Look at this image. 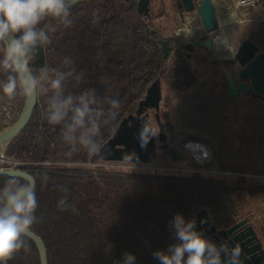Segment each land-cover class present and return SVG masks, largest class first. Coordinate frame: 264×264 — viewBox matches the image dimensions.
<instances>
[{
    "label": "trees",
    "instance_id": "trees-1",
    "mask_svg": "<svg viewBox=\"0 0 264 264\" xmlns=\"http://www.w3.org/2000/svg\"><path fill=\"white\" fill-rule=\"evenodd\" d=\"M68 19L71 24L67 26L51 18L38 26L48 32L51 43L38 44L29 67L37 77L47 69V78L38 88L30 120L4 151L6 158L19 161V168L35 181L38 207L32 231L44 243L47 264H118L126 252L135 255V264H159L153 252L166 251L178 242L171 227L176 213L195 220V213L203 208L218 227L236 221L240 211L237 193H262L264 187L251 181L231 182L225 175L207 171L112 167L105 165L109 161L93 159L78 140L76 151L67 155L73 148L65 139L72 114L59 125L48 122L49 105L57 96L51 79L63 77L62 96L78 97L95 89L97 102L92 107L104 113H93L100 124L94 139L100 145L135 110L155 79L166 85L159 117L167 141L174 145L177 133L165 110L169 91L187 90L197 81L186 53H173L167 63L161 42L167 41L171 50L177 37L163 33L158 15L140 12L138 0H81L71 8ZM213 62L232 66L222 60ZM9 75L14 73L0 67L2 80L7 82ZM21 97L22 108V91ZM112 99L119 100L118 109L111 108ZM81 131L75 135L79 137ZM87 163L97 164L91 169ZM9 177L0 175V188ZM62 197H67L68 210L58 207ZM27 244L28 251L21 250L6 264H41L30 237Z\"/></svg>",
    "mask_w": 264,
    "mask_h": 264
},
{
    "label": "clouds",
    "instance_id": "clouds-1",
    "mask_svg": "<svg viewBox=\"0 0 264 264\" xmlns=\"http://www.w3.org/2000/svg\"><path fill=\"white\" fill-rule=\"evenodd\" d=\"M75 3L76 0H0V47L3 48L0 67L14 73L9 75L7 82L0 88L4 96L14 98L18 87L26 98L36 96L37 89L41 87V79L47 78L48 70L42 69L41 77H37L32 74L29 65L38 44L51 43L48 32L38 26L46 18L70 25L68 17ZM51 31L54 32L55 28ZM62 78L58 76L50 80L51 86L57 90V96L49 105L48 122L59 125L71 112L65 139L73 148L67 155L76 151L77 140L89 155H96L101 151V145L94 139L100 133V124L93 113L100 116L104 113L92 107L97 102L95 89H87L78 97L62 96ZM110 103L112 109L120 106L118 99H112ZM79 130L83 131L77 137L75 134ZM158 133V126L154 127L145 121L138 135L140 146L145 148ZM131 156L128 154L127 158L131 160ZM37 207L35 187L22 177L10 176L5 186L0 188V264H6L21 250L28 251L27 238L37 220ZM58 207L62 211L68 210L67 197L58 201ZM70 207L73 212H78L75 205ZM171 227L178 242L170 244L166 251L153 252L159 264H243L242 249L239 246H217L196 230L195 220H186L182 214L176 213ZM135 261V255L126 252L118 264H135Z\"/></svg>",
    "mask_w": 264,
    "mask_h": 264
},
{
    "label": "crops",
    "instance_id": "crops-1",
    "mask_svg": "<svg viewBox=\"0 0 264 264\" xmlns=\"http://www.w3.org/2000/svg\"><path fill=\"white\" fill-rule=\"evenodd\" d=\"M214 2L220 7L222 3L230 5L233 0ZM169 7L167 0H147L146 4L147 12L158 15L157 22L166 36L171 34L168 32L171 29L172 37H177L176 32L180 28L183 44L196 40L187 35L188 31L197 33L199 18L188 13L187 20H182L177 9ZM225 9V15L233 11L228 7ZM247 13L250 15L241 11L238 16V10L233 11L234 18L243 21L230 22L223 32L233 25L248 23V27L238 32L230 46L234 49L241 41L249 38L260 51H264V4ZM176 53L184 54L186 51ZM209 53L211 54V47L193 45L189 56H186L188 63L191 66L195 64L196 68L206 61L204 64L209 70L202 77L198 75L202 79L198 78L187 90L170 89V102L165 109L168 119L177 135H188L189 141L197 142L203 149L211 152V161L216 164L217 171L247 177L252 181H264V99L253 93L231 94L225 81L228 68L205 58ZM203 80L207 84L199 86ZM215 80L220 82L213 87L210 83Z\"/></svg>",
    "mask_w": 264,
    "mask_h": 264
},
{
    "label": "water",
    "instance_id": "water-1",
    "mask_svg": "<svg viewBox=\"0 0 264 264\" xmlns=\"http://www.w3.org/2000/svg\"><path fill=\"white\" fill-rule=\"evenodd\" d=\"M79 1L76 0L75 6ZM174 7L177 9L178 16L182 20H187L188 13L196 11L199 21L204 30L208 33L216 32L220 25L217 21L214 0H172ZM146 0H138V6L147 12ZM226 5V3H222ZM72 6V7H73ZM145 6V8H144ZM193 45H203L212 47V38L207 37L203 40H194L185 42L183 48L186 56L192 50ZM170 47L167 41L161 42V53L164 58L169 56ZM232 57H224L222 61L232 64L231 71L225 74L228 90L231 94H256L264 99V51L252 39H244L233 50ZM160 82L155 79L147 87L144 97L139 100L134 112L128 113L119 122L112 136L101 145V151L93 155V159H103L105 161H121L127 159L128 154H132L131 162L150 163L155 158L156 148L162 149L171 160H181L185 154L177 151L176 146H169L166 142L167 136L164 132L163 124L159 117V104L161 101ZM38 91L32 99L24 96L23 105L18 118L15 122L0 131V159L10 139L16 136L30 120L34 107L37 102ZM148 109L154 110L156 125L159 127V133L156 137L150 139L145 148L140 146L138 135L147 121L149 124ZM156 139L159 142L156 145ZM0 175L20 176L27 179L30 184L35 186L33 177L25 170L20 168L3 169L0 166ZM196 230L203 236L210 239L219 246V239H224L222 244L242 249L241 260L243 264H264V242L257 234L254 226L244 217L234 221L226 228L217 229L212 222L210 215L205 209H199L195 213ZM264 237V232L262 234ZM30 237L38 250L40 263L47 264L46 249L40 236L33 231Z\"/></svg>",
    "mask_w": 264,
    "mask_h": 264
},
{
    "label": "rangeland",
    "instance_id": "rangeland-1",
    "mask_svg": "<svg viewBox=\"0 0 264 264\" xmlns=\"http://www.w3.org/2000/svg\"><path fill=\"white\" fill-rule=\"evenodd\" d=\"M167 1L170 5L169 9H173L174 4H173L172 0H167ZM144 8H145V6H144ZM138 10L140 12L145 11V10H142L139 6H138ZM241 11L250 15V13H247L250 10L238 9V16L241 15L240 14ZM178 22L176 24H178ZM171 25L172 24H170V26ZM248 25H249L248 23L236 24V25H233V26H231L225 30V35L227 36L229 43H231V45L234 43L233 41L237 37L238 32L240 30L248 27ZM168 32L171 33L168 36L172 37L171 29ZM2 49L3 48L0 47V51ZM173 53H176V52H173ZM173 53H171V50H170L168 60H167L168 64H169V62H171V57H172ZM210 56H212V57L208 58ZM217 56H215V53L211 49V54L209 53V54H207V56L205 55L204 57L209 59V61L210 60L220 61V60H222V58H224L222 56H220V57H217ZM228 56L230 57V55H228ZM228 56H226V57H228ZM201 58H203V57H199V59H201ZM204 61H205V59H204ZM205 62H203V64H200V66L197 68H196L194 63H193L194 65H192V67L196 73L197 80L202 79L201 75H203V76L206 75L208 70H209L208 66L206 64H204ZM220 65L222 67H224L222 64H220ZM232 67L233 66L228 68V72L231 71ZM198 75H200L201 77L200 76L198 77ZM41 81H42V79H41ZM219 82H220L219 80H215V81L211 82L210 85L215 87L219 84ZM205 83H206L205 80H203V81H201L199 86L206 85L207 83L206 84ZM160 88H161V95L162 96H161V101H160L159 106H160V108H162L163 107L162 106V104H163L162 98L166 92V90H165L166 85L163 81H160ZM37 91H38V89H37ZM149 118H150L151 125L154 127L157 126L155 118L152 115V112H150ZM188 140H189L188 135H176V138L174 140L175 146L178 147L180 150H182V152L186 156L185 158H182L181 160H171L169 158V156L162 149L156 148L155 158L150 163H144V162H142V163H140V162L128 163V162H123L121 160V161H109L108 163H105V165H109L112 167H119V166H126V165H129L130 167H141V168H157V167L159 168L160 167V168H167V169H172V170L181 169V170H185V171H189V172H197V171H201V170L205 169L209 173H216V174L225 175L227 177V180H229L231 182H248V181H251V183L256 185V186L264 187V181H252V180L248 179L247 177L226 175L224 173L217 171L216 164L214 163V161L213 162L211 161V159H212L211 152L209 150H205V148L203 149L202 147L192 148L193 151L190 150V148L185 146V143L189 142ZM193 152L196 153V155L200 157V158H198L199 160H196L194 158ZM96 164L97 163H87V165L90 166L91 169H93V167L96 166ZM236 197L238 198L239 208H240V211L238 213L236 220L246 217L254 227H258L259 230L264 231V192L253 193V194L248 193V192H239V193H237Z\"/></svg>",
    "mask_w": 264,
    "mask_h": 264
},
{
    "label": "built area",
    "instance_id": "built-area-1",
    "mask_svg": "<svg viewBox=\"0 0 264 264\" xmlns=\"http://www.w3.org/2000/svg\"><path fill=\"white\" fill-rule=\"evenodd\" d=\"M264 4V0H233V2L230 5H221L220 7L216 6V10H215V15L217 18V21L219 23V14H226V7H228V9L233 10L234 12L238 9H242V10H251L257 7H260ZM191 15L194 17H198L196 11L191 12ZM243 20H237L235 19V22H240ZM230 24H224V25H220L219 29L214 32V33H208L204 30L203 26L201 25V23H199L198 25V31L196 34H194V32L192 31H188V37H193L195 39H204L206 37H211L212 38V47L211 49L213 50V52L216 55V50L213 49V39L214 36L217 33L223 32L224 28L226 26H228ZM183 27L186 28V26L184 25ZM181 29L178 28L177 32H176V36H177V40L176 43L173 45L172 49H171V53L173 52H177V51H181L182 50V45H183V40L181 38V34H180ZM224 33V32H223ZM231 51L233 50V48L230 46ZM233 56V52L230 55V57ZM220 57V56H217ZM229 57V56H228ZM6 83L5 80H2L0 78V88H2V85ZM21 91L20 89H17V95L14 98H8L6 96H4V94L2 93V91H0V131H2L3 129H6L7 127H9L10 125H12L15 120L18 118L20 111H21ZM189 141V140H188ZM185 146L190 148V150H192V148L195 146H199L197 142H186ZM193 151V150H192ZM193 156L196 160H199L198 158H200L199 156L196 155V153L193 152ZM21 163L15 159L12 158H6L4 156V153L2 154V157L0 159V166L3 169H15V168H19V165ZM127 167H130L129 165H126ZM133 168H137V167H133ZM175 170V169H174ZM177 170V169H176ZM181 170V169H178ZM201 171H207V170H201Z\"/></svg>",
    "mask_w": 264,
    "mask_h": 264
},
{
    "label": "bare ground",
    "instance_id": "bare-ground-1",
    "mask_svg": "<svg viewBox=\"0 0 264 264\" xmlns=\"http://www.w3.org/2000/svg\"><path fill=\"white\" fill-rule=\"evenodd\" d=\"M234 20L235 18L233 16V11L229 15H225L223 13L219 14V24L220 25L227 24ZM213 44H214L213 49L216 50V55L226 57L232 54V51L230 49V43L225 33L223 32L217 33L214 36ZM198 147H202V146L199 145ZM198 147L194 146L193 148H198Z\"/></svg>",
    "mask_w": 264,
    "mask_h": 264
},
{
    "label": "flooded vegetation",
    "instance_id": "flooded-vegetation-1",
    "mask_svg": "<svg viewBox=\"0 0 264 264\" xmlns=\"http://www.w3.org/2000/svg\"><path fill=\"white\" fill-rule=\"evenodd\" d=\"M134 112V111H133ZM148 112H149V114H150V112H152V115H154V110L153 109H148ZM166 142L168 143V145L169 146H175V144L174 145H171L168 141H167V139H166ZM158 141H157V139H156V145H158ZM177 151H181L182 152V150H180L178 147H177ZM239 220V219H238ZM216 228L217 229H221V228H226V227H218V226H216ZM255 229H256V231H257V234L260 236V238L262 239V241L264 242V237L262 236V234H263V232L264 231H261V230H259V228L258 227H254ZM225 240L224 239H219L217 242H220L221 244H222V242H224ZM229 248H230V246H228Z\"/></svg>",
    "mask_w": 264,
    "mask_h": 264
}]
</instances>
